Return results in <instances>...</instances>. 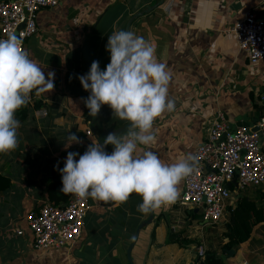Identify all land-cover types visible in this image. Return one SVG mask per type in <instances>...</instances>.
<instances>
[{"label":"crops","instance_id":"0c3cea01","mask_svg":"<svg viewBox=\"0 0 264 264\" xmlns=\"http://www.w3.org/2000/svg\"><path fill=\"white\" fill-rule=\"evenodd\" d=\"M160 1L156 9L134 19L130 28L155 47L157 60L172 73L169 96L175 100V110L154 123L156 143L150 150L165 163H175L204 141L216 114H223L231 130L250 128L258 119L264 60L251 67L231 29L249 11L264 16V0H61L54 8L40 10L37 32L25 49L46 78L54 72V89L40 96L33 92L25 119L17 111L18 147L0 154V174L11 182L0 194V264H129L126 249L137 226L148 217L137 210L142 198L135 193L119 206L88 198L91 209L81 236L68 249L36 251L27 231L22 236L15 231L25 230V216L48 201V184L61 180L58 173L68 152L82 155L95 142V133L127 122L115 116L109 122L113 113L107 105L94 121H86L82 98L90 93L78 77L89 72L93 61L104 70L110 62L108 36L124 30L133 15ZM37 104L41 108L35 109ZM40 111L46 116H38ZM87 130L91 136H86ZM69 133L81 143L67 147ZM179 191L177 201L154 212L151 225L140 230L131 251L133 264H201L199 246L221 258L229 208L241 198L264 206V186L234 191L227 220L213 225L219 229L209 243L201 210L180 206L182 183ZM234 252L227 264H264V222L254 225Z\"/></svg>","mask_w":264,"mask_h":264},{"label":"clouds","instance_id":"9594fccd","mask_svg":"<svg viewBox=\"0 0 264 264\" xmlns=\"http://www.w3.org/2000/svg\"><path fill=\"white\" fill-rule=\"evenodd\" d=\"M106 51L110 62L104 70L93 61L89 72L78 77L90 93L82 102L93 117L107 105L129 127L124 134L110 132L103 144L92 141L82 155L68 152L59 169L60 191L79 201L91 198L116 206L135 193L142 198L137 210L147 215L177 201L179 186L198 169L200 160L188 153L175 163H165L150 150L156 143L154 123L175 110V100L169 96L172 73L157 60L155 47L142 36L121 30L108 36ZM54 75L48 72L46 78L30 58L23 35L9 32L0 38V154L18 147L17 111L31 102L33 92L37 96L52 92ZM67 139V147L81 143L75 133ZM109 145L111 153L105 151Z\"/></svg>","mask_w":264,"mask_h":264},{"label":"built area","instance_id":"2783aa9c","mask_svg":"<svg viewBox=\"0 0 264 264\" xmlns=\"http://www.w3.org/2000/svg\"><path fill=\"white\" fill-rule=\"evenodd\" d=\"M61 0H0V38L9 32L23 35V47L37 32L36 16L42 9L56 7ZM237 47L251 67L264 60V16L247 12L231 29ZM264 103V95L260 97ZM45 117L46 113H37ZM257 128V131H252ZM91 136V131H85ZM193 154L199 156V167L182 182L179 205L197 207L202 221L216 225L227 220L228 202L234 191L264 186V116L250 128L230 129L223 114H216L204 141ZM234 207H230L233 209ZM89 199L79 201L74 196L65 204L42 203L38 211L25 216V230L15 231L22 236L27 231L36 251L68 249L81 236ZM200 261L205 257L203 246L196 248Z\"/></svg>","mask_w":264,"mask_h":264},{"label":"trees","instance_id":"16d2710c","mask_svg":"<svg viewBox=\"0 0 264 264\" xmlns=\"http://www.w3.org/2000/svg\"><path fill=\"white\" fill-rule=\"evenodd\" d=\"M260 102V100H259ZM260 102L259 108L256 111L259 112V118L264 116V112L262 113L263 104ZM41 104L35 105V109L41 108ZM88 109L86 108L84 112V117L86 121H94L96 117L90 116L88 114ZM18 115L21 120L27 117V109L26 106L22 107L18 110ZM114 118L113 115L107 117V120L110 122ZM257 119V120H258ZM109 153L112 152L113 148L111 145L106 147ZM61 176L60 173H58ZM59 176H55L53 178H58ZM11 187L10 180L0 174V194ZM62 187L61 180L55 179L52 180L47 187V198L48 203H53L56 206H60L65 204L67 200L70 198V195H65L60 191ZM264 201V194H263ZM230 210V208H229ZM264 222V206L261 208L257 207L254 202H250L245 198H241L237 204H235L234 208L230 211L229 223L226 226V232L223 233V237L227 239V243L222 246V251L226 252L229 250H237L239 244L246 241L249 238L252 227L256 224ZM171 241V237L167 239V242ZM200 261V260H198ZM203 264H227L226 261H223L220 256L216 255L215 252H207L205 251V257L203 259Z\"/></svg>","mask_w":264,"mask_h":264},{"label":"water","instance_id":"95a60500","mask_svg":"<svg viewBox=\"0 0 264 264\" xmlns=\"http://www.w3.org/2000/svg\"><path fill=\"white\" fill-rule=\"evenodd\" d=\"M161 4H162V1H160L158 3V5H156V6L147 7L143 11H140V12L136 13L135 15H133L132 18L126 23L125 28H124V31H130L131 24H132V22H133L134 19H136L137 17L142 16L145 13L151 12L152 10L156 9ZM255 122L251 125V127L255 124ZM128 127H129V122H126L124 125H122L119 128L106 129V130L102 131L99 134H96L95 133L94 134V139L97 140L99 143L103 144L104 139L107 137V135L110 132H116L118 134H124V133L127 132ZM252 131H257V128H253ZM105 151L108 152L106 148H105ZM152 222H153V213H150V214H148L147 219L144 220V221H142V222H140V224L137 226V228L135 230V233H134V238H133L132 242L130 243V245L128 246V248L126 249V258H127V261H128L129 264H133L132 263V260H131V251H132V249L134 248V246H135V244L137 242V239H138V235H139L140 230L143 229V228H145V227H147V226H149V225H151ZM234 254H235L234 250L226 251L224 253V255L221 256V259L223 261H226L228 258L233 257ZM201 264H203V262Z\"/></svg>","mask_w":264,"mask_h":264},{"label":"rangeland","instance_id":"374dc122","mask_svg":"<svg viewBox=\"0 0 264 264\" xmlns=\"http://www.w3.org/2000/svg\"><path fill=\"white\" fill-rule=\"evenodd\" d=\"M230 202H232V199H230ZM218 229L219 226H213V225H208L204 228L203 232L205 233L206 238H208L209 243L214 242L215 238L217 237L216 231Z\"/></svg>","mask_w":264,"mask_h":264}]
</instances>
